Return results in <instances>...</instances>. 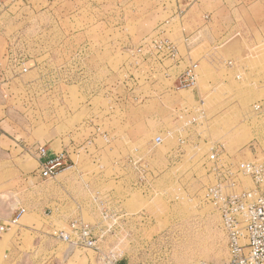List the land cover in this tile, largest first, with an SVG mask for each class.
<instances>
[{
  "label": "rangeland",
  "instance_id": "rangeland-1",
  "mask_svg": "<svg viewBox=\"0 0 264 264\" xmlns=\"http://www.w3.org/2000/svg\"><path fill=\"white\" fill-rule=\"evenodd\" d=\"M187 5L0 0V264H229L203 196L215 185L253 190L237 166L264 158V110H254L264 101V11L236 13L232 36L189 57L198 37L174 10ZM231 39L251 44L236 68L223 48ZM192 63L197 85L183 88ZM41 145L69 153L50 182L30 154ZM75 223L92 230L99 254L55 235Z\"/></svg>",
  "mask_w": 264,
  "mask_h": 264
},
{
  "label": "built area",
  "instance_id": "built-area-1",
  "mask_svg": "<svg viewBox=\"0 0 264 264\" xmlns=\"http://www.w3.org/2000/svg\"><path fill=\"white\" fill-rule=\"evenodd\" d=\"M189 44L190 41L188 42ZM173 44L169 49H174ZM230 67L235 66L229 62ZM198 63H192L181 77L183 88H192L198 82ZM254 110H264V101L257 103ZM156 145L163 144V138L155 139ZM35 158L38 168L37 174L44 182L55 180L59 173L69 164V153L64 149L60 151L50 150L46 145H41L30 151ZM212 163L218 161V152L209 156ZM131 163V161H130ZM137 163L135 162L134 165ZM240 175L251 178L254 188L251 191L241 193H226L222 185L207 188L203 196V202L210 204L219 217L220 226L228 239L231 258L229 264H264V158L258 162H244L237 166ZM135 187H141L134 184ZM235 182L232 187H235ZM27 213L20 208L13 213L11 225H18L21 218ZM109 216L106 215L107 219ZM7 227L2 226L1 232ZM60 240L82 246L100 253L94 233L88 226L73 224L70 233H56ZM99 264H119L113 259H103ZM209 264V263H204Z\"/></svg>",
  "mask_w": 264,
  "mask_h": 264
},
{
  "label": "crops",
  "instance_id": "crops-1",
  "mask_svg": "<svg viewBox=\"0 0 264 264\" xmlns=\"http://www.w3.org/2000/svg\"><path fill=\"white\" fill-rule=\"evenodd\" d=\"M184 2L188 3L184 11L181 6L176 7L174 10H178L176 12L180 11L182 14L184 13V18L181 21L182 27L185 30L189 29L193 31L191 36L195 34V37H198V41L196 42L195 40L193 44L194 48L188 52L189 57L194 50L200 47L206 49L207 44L210 47L216 46L217 44L220 45L225 38L228 39L232 36L238 30L239 26L236 18H234L236 13L241 14L245 10L264 11V0H184ZM205 16L209 17V19L206 20ZM250 21V19L245 17L242 19L240 26L246 25ZM188 36L186 35V37ZM233 40L231 39L227 44L223 45V48L226 49L225 55L231 60H234V63H244L245 59L247 60L252 56L251 44L248 42L244 43L242 40ZM186 47H189V45H186ZM243 69L247 74L250 73L249 68L244 67ZM173 81L175 83V80ZM154 118L156 119L157 117L154 116L152 119ZM62 143L61 146H64L65 142L63 141Z\"/></svg>",
  "mask_w": 264,
  "mask_h": 264
},
{
  "label": "bare ground",
  "instance_id": "bare-ground-1",
  "mask_svg": "<svg viewBox=\"0 0 264 264\" xmlns=\"http://www.w3.org/2000/svg\"><path fill=\"white\" fill-rule=\"evenodd\" d=\"M190 43H193V41H190Z\"/></svg>",
  "mask_w": 264,
  "mask_h": 264
}]
</instances>
